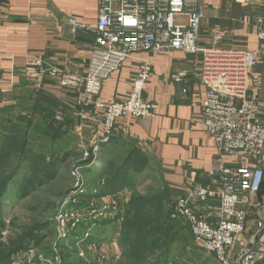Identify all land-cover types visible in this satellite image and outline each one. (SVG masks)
Wrapping results in <instances>:
<instances>
[{"label": "crops", "instance_id": "0c3cea01", "mask_svg": "<svg viewBox=\"0 0 264 264\" xmlns=\"http://www.w3.org/2000/svg\"><path fill=\"white\" fill-rule=\"evenodd\" d=\"M201 4L202 47H211L212 34L218 32L222 35L220 48L260 53V62L254 69L249 94H253L256 99V115L264 120V43L258 40L259 29H264V24L259 26L258 23L260 19L264 23V0H201ZM96 23L97 0H0V129L2 120L7 117L20 122L33 117L34 122L24 126L23 131L27 142L31 140L32 146L37 147L40 138L35 130L39 125V118L49 112L61 111L69 122L66 135L57 139L55 149L45 154V157L53 161L61 159L62 154L68 151L80 153L76 146L78 134L91 147L95 138L98 140L101 123L91 108L83 118L73 117V97L60 90L49 79L44 81L40 100L38 105L35 104L31 98L30 84L23 76V68L32 58H41L45 63L63 71L83 75L94 35L84 34L75 25L94 28ZM142 60L150 66L142 98L155 105L156 111L152 116L140 119L127 117L119 121L109 142L99 144L96 163L82 171L83 182L89 190H95L99 184V172L107 166L120 171L134 151L135 154L147 157L146 168L157 170L159 178L166 175L167 185L178 190L174 192L178 193V196L174 194V198L184 195L191 188L192 182L211 185V179L207 175L216 151L213 140L201 124L203 89L198 79L189 74L185 76V95L181 93V87L172 81L174 74L195 71L194 68H198L200 64V55L174 51L139 53L102 83L98 99L125 100ZM52 105L54 107L50 108ZM40 132L45 134L43 129ZM46 135H43V139H46ZM132 161L136 163L137 160L134 158ZM224 161L230 167L238 166L240 162L230 157L224 158ZM258 164L263 171L262 190L259 191L262 192L250 199L251 206L245 207V229L232 247L229 261L244 249L251 248L258 253L264 251V231L257 240L254 238V204L264 197V154ZM121 175L124 174L120 173L118 177ZM213 187L216 185L213 184ZM122 192L127 197L133 190L126 187ZM208 203L209 207L204 208L205 210L198 205L199 208L195 211L205 213L207 221H213L217 205L213 200ZM98 227L101 229L106 226ZM114 234L118 236L116 231ZM103 239L106 241L105 237ZM259 240L263 245H259ZM109 246L114 253H118L119 245ZM260 260L262 259H257Z\"/></svg>", "mask_w": 264, "mask_h": 264}, {"label": "built area", "instance_id": "2783aa9c", "mask_svg": "<svg viewBox=\"0 0 264 264\" xmlns=\"http://www.w3.org/2000/svg\"><path fill=\"white\" fill-rule=\"evenodd\" d=\"M202 19L201 0H97L96 26L75 25L84 34L94 35L85 73L78 75L63 71L41 58H32L23 68V76L34 93L41 91L45 80L54 81L60 90L73 97L75 110L72 115L75 118H83L90 108L96 112L101 123L98 140L95 138L90 147L78 134L76 145L80 161L91 158L90 166L97 161L99 144L109 142L119 121L127 117L140 119L152 116L156 111L155 105L142 98L150 75V66L145 60L140 63L125 100H99L102 83L125 62L142 52L174 51L200 55V64L194 68L195 71L174 74L172 81L181 87V93L185 95V76L189 74L198 79L203 89L201 124L213 140L216 151L207 175L211 179V186L190 183L191 188L174 200L171 218L181 220L188 228L194 246L205 255L213 256L219 264H255L257 259L264 258V251L258 253L244 249L232 261H229V256L245 229V207L252 205L250 199L259 193L263 179L258 162L264 154V120L256 115V99L253 94H249L254 69L260 62V53L220 48L222 35L218 32L212 34L211 47H202ZM258 23L259 26L264 24L261 19ZM258 40L264 43V29H259ZM53 121L56 126H61L63 114L56 113ZM229 157L240 160L239 165L226 166L224 158ZM81 172L82 166H74L72 175L75 187L66 199L75 200L71 199V195L82 192V176H76L81 175ZM121 195V192L105 195L87 209L98 210L102 218L113 217L117 213L121 215L122 212L112 203L115 196ZM211 200L216 203L217 210L214 220L207 221L205 213L196 212L195 209L199 205L205 210ZM102 201L109 203L96 208L95 205ZM254 208V238L257 240L264 231V197L254 204ZM69 210L63 207L55 217L57 231L63 235L72 231L78 221L77 214H74L72 218L75 222L70 223L72 220L67 219V216L73 210ZM259 245H263L260 240ZM30 250L20 252L10 264H62L58 256L39 255L33 259ZM53 251L56 252V249ZM25 253L26 259L22 256Z\"/></svg>", "mask_w": 264, "mask_h": 264}, {"label": "trees", "instance_id": "16d2710c", "mask_svg": "<svg viewBox=\"0 0 264 264\" xmlns=\"http://www.w3.org/2000/svg\"><path fill=\"white\" fill-rule=\"evenodd\" d=\"M40 97L41 91L38 93L31 91V98L34 99L35 104L38 105ZM53 107V105L50 106V108ZM59 112L62 113L61 111L57 113ZM54 113L49 112L46 116L39 118V125L35 130V133H38L40 138V144L37 147L32 146L31 140L27 142L25 131H23L24 126H29L34 122L33 117H30L25 122L11 120L8 117L2 120L0 129V167L9 165L13 159L15 164L0 177V202L7 196L9 184L16 178L18 180L15 195L25 197L48 184L56 176H59L60 164L69 158L78 157L74 163L82 166L83 172L89 166L91 158L81 162L80 153L77 154L75 151H68L64 155L62 154L61 159L58 158L55 161L45 157L46 153H50L51 149H55L57 139L63 137L64 134L66 135V126L69 122L67 116H65L63 124L56 126L53 121V117L56 114ZM40 129H43L45 134H47L46 139H43L45 134L41 133ZM40 134H42V137H40ZM42 139L43 142H41ZM133 155L128 157L127 162L123 164L120 171L112 169L110 166H107L103 171L101 170L98 178L99 184L95 190H89L84 183L81 188L82 192L73 193L71 198L78 200L75 201L77 205L85 206V202L91 204L95 199L99 200L105 195L121 192L125 203L122 206L116 205V209L122 212L121 215L117 213L113 217L101 218V221L96 224L97 226L114 227V231L117 232L121 250L118 264H169L171 263L169 259L172 257L173 252L177 250V248H174V241L179 231L175 228L177 226H182L187 230L188 228L183 226L180 221L171 218L172 205L176 197L173 198L174 193L171 195V191L168 188L159 189L158 187L156 192L149 196L137 193V188L150 180L157 182V184L160 182L165 186L166 184L161 176V179L158 177L157 170L146 168L148 165L146 156L139 153L135 154L134 151ZM51 157L53 158V156ZM133 157L137 160L136 163L132 161ZM141 161H143V165L140 164ZM120 173L124 175L118 177ZM158 180L161 181L159 182ZM101 181H103L102 185ZM202 186L210 187L211 185L209 183L207 186ZM126 187L133 190V193L128 197L124 196L122 192ZM260 189L262 190L261 187ZM72 191L73 189L71 188L67 196ZM100 207L96 206V208ZM40 230H42L40 225H34L19 240L15 238L10 241L8 247H0V264H10L11 255L16 254L20 250L23 252L29 240H34L35 245H37L42 240ZM90 240H93V238H90ZM84 243L86 242L84 241ZM195 249L197 248H193V250ZM71 252L74 253L73 250ZM79 261L77 263L65 262L64 264H83ZM204 264L219 263L213 256H210ZM255 264H264V258Z\"/></svg>", "mask_w": 264, "mask_h": 264}, {"label": "rangeland", "instance_id": "374dc122", "mask_svg": "<svg viewBox=\"0 0 264 264\" xmlns=\"http://www.w3.org/2000/svg\"><path fill=\"white\" fill-rule=\"evenodd\" d=\"M77 158L65 160L60 164L59 176L50 180L48 184L42 186L40 189L29 193L28 196L19 197L15 195L17 178L9 184L8 194L0 202V247H8L10 241L15 238L19 240L29 232L32 226L38 224L42 227V230H40L42 240L37 245H35L34 240H29L26 249H24H31L30 255H32L33 259H37L39 255H46L47 257L58 256L62 264L65 262L77 263L79 260L83 264H118L121 250L118 248V253L116 254L109 246L114 244L119 245V237L114 234V227H105L101 228V230L96 224L98 221H101L102 216H99L97 213L99 211L96 209L94 211L87 209L90 207L89 202H85V206H83L73 202L78 200L66 199L70 189L75 187V178L72 172L75 166L73 163ZM14 161L13 159L9 165L0 167V177L13 167ZM76 176H83L82 172L81 175ZM162 179L166 186L161 184V180H158L160 182L158 184L150 180L140 185L137 188V193L149 196L155 193L158 187L159 189L168 188L171 191V195L174 192H178L176 188L167 185L166 175L164 176L163 174ZM174 194L178 196V193ZM123 200L122 195L115 196L112 203L122 206L125 203ZM95 201L98 200L95 199L92 203H95ZM108 203V201H102L95 206L100 207V204L105 206ZM63 207L67 211H71L69 209L73 210L67 216V219L71 218L72 220L70 223L75 222V219L72 218L74 214H77L78 219L76 227L68 232L67 235L59 233L55 223V217ZM178 221L185 226L181 220ZM175 229L179 231L174 241V248H177V250L173 252L172 257L169 259V262H171L169 264H204L210 256L205 255L197 249L193 250L195 247L186 228L177 226ZM83 237L89 238L87 240L81 239ZM104 237L106 241L103 239ZM90 238L94 240H90ZM54 249H56V252L53 251ZM21 251H17L16 254L11 255L9 263ZM22 256L26 259L27 253Z\"/></svg>", "mask_w": 264, "mask_h": 264}, {"label": "water", "instance_id": "95a60500", "mask_svg": "<svg viewBox=\"0 0 264 264\" xmlns=\"http://www.w3.org/2000/svg\"><path fill=\"white\" fill-rule=\"evenodd\" d=\"M249 249V248H248ZM251 249V248H250Z\"/></svg>", "mask_w": 264, "mask_h": 264}]
</instances>
